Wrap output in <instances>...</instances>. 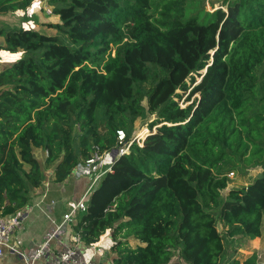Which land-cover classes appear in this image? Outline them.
Masks as SVG:
<instances>
[{
	"label": "trees",
	"instance_id": "trees-1",
	"mask_svg": "<svg viewBox=\"0 0 264 264\" xmlns=\"http://www.w3.org/2000/svg\"><path fill=\"white\" fill-rule=\"evenodd\" d=\"M37 1L0 0V15ZM208 1L50 0L53 31L0 30L6 51L23 52L0 72V214L22 213L43 188L35 149L66 183L154 116L86 196L71 226L85 246L109 233L111 264H227L225 236L261 237L264 0ZM256 169L223 195L229 173Z\"/></svg>",
	"mask_w": 264,
	"mask_h": 264
},
{
	"label": "crops",
	"instance_id": "crops-1",
	"mask_svg": "<svg viewBox=\"0 0 264 264\" xmlns=\"http://www.w3.org/2000/svg\"><path fill=\"white\" fill-rule=\"evenodd\" d=\"M41 0H38L35 2L27 12H16V13H10L7 15H0V30L5 28H26V29H34L37 31H45V32H51L52 29H46L45 25L46 23H49L46 21L44 16H42L39 11H36V9L39 7V3ZM50 6V5H49ZM55 16V15H54ZM54 21L52 23L58 22L59 18L57 16L54 17ZM5 46V39L0 35V72L6 69L7 67L11 66L13 63L18 61L20 58L23 57V52L19 51L17 53H11L9 51H6L4 49ZM34 156L37 158V160L40 162L41 166L45 165L46 160V152L42 149H35L34 150ZM81 166V165H80ZM45 172L49 173L48 178L54 182V168L55 164L46 166ZM74 177L71 181L72 182V190H68L67 192V186L68 183H62L57 184V189L55 190L58 193L57 199H54L52 196V190H53V183L50 184L49 179L47 180L48 184L43 186L42 189H39L37 191H32L30 193V200L25 208L23 213V223L21 225V228L17 230L15 237L13 238V244L20 247L22 250L27 251L31 248H34L38 245H40L46 234L54 227V222H60L62 219V216L69 212L72 206H74L81 198H83L87 193V196L91 192L93 188L97 186V184L93 185V174L87 175L85 173H78V169L74 172ZM92 180V181H91ZM54 191V192H55ZM69 196V198H68ZM43 198V199H41ZM44 201L41 203V201ZM68 202L69 204H66ZM40 221L39 228L36 229L37 231L30 236V241L24 243L22 241V237L20 236L22 230L25 229L24 223H31V228L33 225L37 223V221ZM28 227V226H27ZM30 228V227H29ZM33 230V228H32ZM263 232V231H262ZM70 234H71V228H66V234L62 237L63 241L65 243L70 241ZM262 236V235H261ZM109 234L104 235L100 242L97 244L102 249H104L105 254L103 256H98L94 254V250L92 247L85 246L83 244L81 246V250L83 253V256L85 259L90 260L92 259L95 264H111L108 253V246L110 243V240L108 239ZM252 242V241H251ZM250 242V243H251ZM134 243V242H132ZM53 247L57 248L56 242L53 243ZM251 249H255V246H251ZM0 264H25L24 262H20L18 259L14 258L11 254H6L2 260H0ZM37 264H43V261L37 262Z\"/></svg>",
	"mask_w": 264,
	"mask_h": 264
},
{
	"label": "built area",
	"instance_id": "built-area-1",
	"mask_svg": "<svg viewBox=\"0 0 264 264\" xmlns=\"http://www.w3.org/2000/svg\"><path fill=\"white\" fill-rule=\"evenodd\" d=\"M138 135L139 133L127 140L126 133L119 130L117 131L116 148L111 152L102 154L96 152L84 162L85 174L94 175L93 185L97 184L106 173L111 171L112 164L117 157L130 153L133 143L142 145L141 142L144 138L141 139ZM87 194L72 206L69 212L62 216L60 222H54V227L46 234L40 245L27 251L13 244V238L17 230L21 228L24 220L23 213L16 215L0 214V259L8 253L18 256L25 264H37L39 261H43V264H95L92 259L87 260L83 256L81 246L84 241L81 233L71 229L70 241L65 243L62 239L66 234V228H71L76 222V218L86 212ZM54 242H56L57 248L53 247ZM97 244L91 246L94 250L93 256H103L105 251Z\"/></svg>",
	"mask_w": 264,
	"mask_h": 264
},
{
	"label": "rangeland",
	"instance_id": "rangeland-1",
	"mask_svg": "<svg viewBox=\"0 0 264 264\" xmlns=\"http://www.w3.org/2000/svg\"><path fill=\"white\" fill-rule=\"evenodd\" d=\"M49 1L50 0H41V2L39 3V7L36 9V11H39V13L44 16V18L46 19L47 22L49 23H52V21H54V14H53V8L52 6H49ZM212 1H213V4H212ZM214 5V6H213ZM221 5V0H210L206 3V8L207 10L209 11H212L213 8H218L220 7ZM48 24V23H46ZM45 24V25H46ZM188 84L190 85L191 82H188ZM180 94H182V92L179 91ZM188 94V93H187ZM187 94H183V98L179 101L180 104L182 106H185V103H183L185 97L187 96ZM152 120H154V116L149 119V120H146V121H141V120H137L136 123H135V131L134 133L132 134V138L134 136L137 135V133H139V131H141L143 128H147L148 130H150L148 128V124L150 122H152ZM153 131H155V129H153ZM143 142H141L142 144ZM108 162H109V159H108ZM46 167V164L43 165V169L45 171V168ZM85 163L82 162L81 163V166L78 168V173H85ZM260 171L258 169L256 170H250L249 172H247V174H241V173H229V178H230V184L228 186V188L226 190L223 191V195L226 196L229 192V190L233 189V188H242L244 186H246L247 184H249V182H251L254 177L259 173ZM45 176H46V182H45V186L48 184L47 180L49 179V182L50 184H54L55 182H52V180H50V178H48V174L49 173H46L45 172ZM75 174H73L72 176H74ZM74 177H71L69 179V181L67 182L68 185H65L67 186V192L70 188V190H72V182ZM44 186V188H45ZM53 187V198L54 199H57L58 197V193L55 191L57 189V185L56 183L54 185H52ZM55 191V192H54ZM69 198V196H68ZM43 199V198H41ZM44 202L43 200L41 201V203ZM66 204H69L68 202H66ZM25 225V231L22 230V231H19L21 232L20 236L22 237V241H24V243L29 242L30 241V235L35 233L39 228V225H40V221L38 220L36 225L34 224L33 225V230L31 228V223H24ZM28 226V227H27ZM30 227V228H29ZM218 230L220 233H222L223 235H225V231H224V227L223 225H219L218 226ZM262 236L253 240L251 243H248L247 241H240V240H237V239H228L226 238L225 236V244H226V256L225 258L229 260V263L227 264H232L233 263V260L237 259L239 260V264H244V260L251 256L254 252H256V263L255 264H264V217H263V222H262ZM109 234V233H107ZM106 235V234H105ZM255 246V249H251V246ZM8 254V253H7ZM14 258L18 259L20 262H23L22 260H20L18 258V256L16 255H13ZM2 260V258L0 259Z\"/></svg>",
	"mask_w": 264,
	"mask_h": 264
},
{
	"label": "bare ground",
	"instance_id": "bare-ground-1",
	"mask_svg": "<svg viewBox=\"0 0 264 264\" xmlns=\"http://www.w3.org/2000/svg\"><path fill=\"white\" fill-rule=\"evenodd\" d=\"M148 132H149V130L145 127L141 131H139L138 137L143 139L146 137L147 134H149Z\"/></svg>",
	"mask_w": 264,
	"mask_h": 264
}]
</instances>
